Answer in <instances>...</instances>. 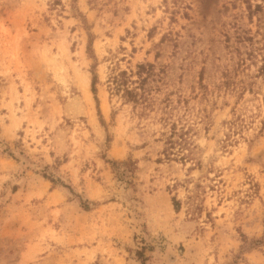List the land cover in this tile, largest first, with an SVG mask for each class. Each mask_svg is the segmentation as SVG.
<instances>
[{
    "label": "rangeland",
    "instance_id": "374dc122",
    "mask_svg": "<svg viewBox=\"0 0 264 264\" xmlns=\"http://www.w3.org/2000/svg\"><path fill=\"white\" fill-rule=\"evenodd\" d=\"M263 235L264 0H0V264H264Z\"/></svg>",
    "mask_w": 264,
    "mask_h": 264
},
{
    "label": "trees",
    "instance_id": "16d2710c",
    "mask_svg": "<svg viewBox=\"0 0 264 264\" xmlns=\"http://www.w3.org/2000/svg\"><path fill=\"white\" fill-rule=\"evenodd\" d=\"M91 43H92V39L90 38V41H89V44H88V52L89 53L91 51ZM148 67H152V65L149 64ZM145 71H146V65L145 64H139L138 65L137 74H139V76H141V73H144ZM120 74L123 77L126 74V72L125 71H121ZM142 79L144 80L145 78H142ZM126 80L127 79L123 77V79L120 80V83L118 82L117 84L122 85V87H123V95L127 96V99H129V100H131L133 102L134 101L137 102L138 101V92L135 89L129 88L127 86ZM95 84H96V74H95V72H93V78H92V82H91L93 93H96ZM118 88H120L119 85H118ZM174 135H176L178 139H173ZM184 135H185V132L182 131V130H180L178 132V130H176V124L174 122H172L171 123L170 135L166 138L169 148H173L176 144H178L180 146L185 144L187 142V140H186ZM179 139H180V141L178 142ZM167 155H169V154H167ZM185 158H188V156L185 155V154H181L179 159L184 160ZM121 163H123V162H121V161L120 162L113 161V165L114 166L116 164H121ZM41 176L43 178L49 179L53 183V186H56L57 184H59L61 186H64V187L68 188L71 192L73 191L72 187L69 184H65L64 182H61L58 179H54L53 177H51L49 174H46L45 172H41ZM191 198L192 197L189 196V199H191ZM172 203H173V206H174L175 210L179 211L180 208H181V200L177 199L176 196H173L172 197ZM190 206L192 207V210H195V209L199 210L200 209L198 202H194L193 201V202H191ZM244 241H245V245H243L242 248L248 247V244H249L248 240H246V238H245ZM254 241L258 242V241H262V240H254ZM263 242H264V235H263ZM248 248H250V247H248ZM136 254H137V257L139 259H141V263L144 264L145 260L147 259V257L144 255V246H140L139 249L136 250Z\"/></svg>",
    "mask_w": 264,
    "mask_h": 264
},
{
    "label": "bare ground",
    "instance_id": "6f19581e",
    "mask_svg": "<svg viewBox=\"0 0 264 264\" xmlns=\"http://www.w3.org/2000/svg\"><path fill=\"white\" fill-rule=\"evenodd\" d=\"M80 81H81V84H82V87H83V90H84L86 96L88 98H91V94L92 93H91V91L89 89V80H88L87 76L81 75L80 76Z\"/></svg>",
    "mask_w": 264,
    "mask_h": 264
}]
</instances>
